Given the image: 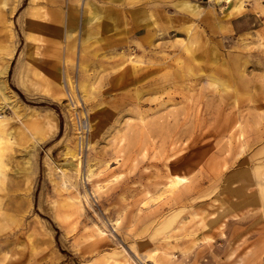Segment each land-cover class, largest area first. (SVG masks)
I'll return each instance as SVG.
<instances>
[{"label": "rangeland", "instance_id": "374dc122", "mask_svg": "<svg viewBox=\"0 0 264 264\" xmlns=\"http://www.w3.org/2000/svg\"><path fill=\"white\" fill-rule=\"evenodd\" d=\"M0 92V264H264V0H0Z\"/></svg>", "mask_w": 264, "mask_h": 264}, {"label": "bare ground", "instance_id": "6f19581e", "mask_svg": "<svg viewBox=\"0 0 264 264\" xmlns=\"http://www.w3.org/2000/svg\"><path fill=\"white\" fill-rule=\"evenodd\" d=\"M34 1V0H33ZM30 2H32V0H30ZM86 7V6H85ZM86 10V9H85ZM11 13H13L14 12V9L12 8L11 9V11H10ZM92 13V12H91ZM7 14V13H6ZM73 16V15H72ZM50 17H51V22H53V24H51L50 22H49V25H47V29H49V30H51V31H53L54 32V30H55V28H56V25H57V23H60V22H62L61 21V14H59L58 12H56V11H52L51 13H50ZM97 17V16H96ZM73 18H74V16H73ZM87 20V19H86ZM91 20V19H90ZM93 20H94V18H93ZM93 20H91V22L93 21ZM7 21V20H6ZM41 24V23H40ZM71 24V23H70ZM70 24L67 26V28L70 30V29H72L71 27H72V25L70 26ZM8 28V27H7ZM11 34V33H10ZM11 54V53H10ZM6 63H4V65L2 66V68H1V72H2V74L5 76L6 75V73H7V70H8V67H9V59H7V61H5ZM4 79V78H3ZM2 88H4V89H6L7 90V88H6V86H5V84H3V86H2ZM1 93V92H0ZM4 93V92H3ZM10 96V95H9ZM2 98H4V100H6L7 102H9V100L11 99V96L10 97H6L5 95H4V97H2ZM13 99V98H12ZM3 100V99H2ZM6 102V103H7ZM2 106V105H1ZM11 106H12V108L14 109V111H15V113H17L18 115H22V114H20L19 112L22 110V107H21V105L20 104H18V103H11ZM2 107H0V109H1ZM5 121H7L6 119L4 120V119H2L1 118V116H0V125H3V124H5L4 122ZM7 136V135H6ZM187 178L186 177H180V176H174V178L171 180V182H170V184H169V187L172 189V188H176V187H178V186H180L181 184H183V183H186L187 182ZM68 181V180H67ZM156 257V256H155ZM160 260L158 259H156L155 260V264H161L160 262H159Z\"/></svg>", "mask_w": 264, "mask_h": 264}, {"label": "crops", "instance_id": "0c3cea01", "mask_svg": "<svg viewBox=\"0 0 264 264\" xmlns=\"http://www.w3.org/2000/svg\"><path fill=\"white\" fill-rule=\"evenodd\" d=\"M4 123H5V124L0 125V133H1V131H3V129L6 128V125H7L6 121H5Z\"/></svg>", "mask_w": 264, "mask_h": 264}]
</instances>
